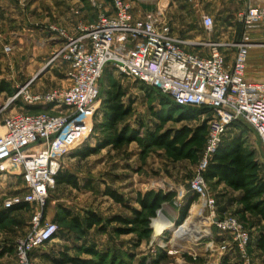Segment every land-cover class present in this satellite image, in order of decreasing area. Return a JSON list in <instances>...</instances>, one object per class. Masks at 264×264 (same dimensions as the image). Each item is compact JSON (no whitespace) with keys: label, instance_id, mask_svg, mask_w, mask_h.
Here are the masks:
<instances>
[{"label":"rangeland","instance_id":"rangeland-1","mask_svg":"<svg viewBox=\"0 0 264 264\" xmlns=\"http://www.w3.org/2000/svg\"><path fill=\"white\" fill-rule=\"evenodd\" d=\"M242 1L228 0L223 11L222 0H215L214 10L209 13L214 20L213 33L220 31L224 23L230 20L231 25L236 28L237 37L240 36L242 29L236 22V15L242 11L238 10ZM203 2L206 3L207 0H199V4ZM97 7L104 11L108 5L105 0H0V82L3 81L11 90L10 94L0 93V135L6 118L28 111L26 106L12 100L21 87H27L32 93L43 94L69 86V66L60 57L63 41L51 31V27L73 34L75 31L69 30L72 25L75 23V29L78 21L95 18ZM66 14L69 17L65 22L58 18L65 17ZM259 32L260 29H255L250 34L259 35ZM98 84L100 101L106 97L113 84L120 87L125 95L122 98L124 104L131 103V113L124 123L137 131L138 139L144 145L147 144V136L160 126L154 116V113L162 109L157 102L158 98L148 88L117 75L111 68H107ZM203 115L204 118L190 121H168L163 130L180 129L184 126L193 128L207 122L209 115ZM111 135L110 131L97 123L90 138L79 148H94L96 151L93 155L85 159L77 158V149L69 153V156L66 155V160L61 159L59 170H66L74 175L79 188L55 184L49 188L43 216L48 219L46 221L58 225V232L47 242V248L36 251L42 252L36 263L53 264L47 257L58 258L59 249H64L72 257L96 259L80 252L83 248H94L97 252L108 255L103 264H239L236 255L220 253L221 243H227L228 238L220 236L215 230L211 211L201 207L202 199L197 198L190 205L186 218L179 220L181 209L189 197L194 195L190 182L199 161H172L164 151L148 145L142 148L137 141L114 150L111 146H105L106 138ZM237 137H241L246 148L254 153V159L260 167L259 177L264 183V151L256 133L249 125L240 122L237 129L226 131L221 144ZM105 187L115 190L128 205L135 208H139L135 203L136 196L146 191L173 193L175 198L171 203L162 204L149 220L150 234L146 238L141 230L134 232L129 226L117 222L105 224L103 233L96 228L84 232L76 230L71 224V217H64L61 209L80 219H83L85 211H92L105 220L115 216H131L127 209L104 195ZM207 189L216 203V209L222 212L220 218L215 212L217 218L221 219L224 215L236 217L250 233L252 245H255L256 239L264 235V222L243 212L242 206L237 202L240 193L209 180ZM24 192L25 188L19 177L0 176V212L10 211L0 223V250L6 251L3 254L0 251V264H16V243L28 233L27 224L30 222L32 208L21 210V204L11 203L16 196L21 198ZM7 203L10 204L6 206ZM192 214H195L193 225L199 232L195 238L173 240V233L169 229L159 232L158 237L153 238V225L161 217L171 221L173 227L180 228ZM248 252L254 264H264V254L255 246L249 247Z\"/></svg>","mask_w":264,"mask_h":264},{"label":"built area","instance_id":"built-area-1","mask_svg":"<svg viewBox=\"0 0 264 264\" xmlns=\"http://www.w3.org/2000/svg\"><path fill=\"white\" fill-rule=\"evenodd\" d=\"M105 1L109 9L102 11L97 7L94 20L78 21L73 34L51 27L63 41L60 57L69 66V86L43 94L21 87L12 100L44 110L21 112L3 122L0 176H19L25 192L11 203L32 208L29 231L14 249L16 264H37L33 253L58 232V225L43 217L47 192L54 185L61 159L79 149L92 134L100 109L98 83L107 68L159 91L178 106L209 110L205 141L190 188L211 211L218 234L228 238L227 243H221L220 253L236 255L239 264H254L248 252L250 233L236 217L217 218L216 203L203 174L235 122L249 125L264 151V81L251 82L245 76L250 49L264 48V6L249 5L237 13L236 22L242 32L235 41L194 44L208 49V55L202 57L185 50L184 45L191 44L171 36L162 9L136 19L130 0ZM201 23L208 35L213 32L211 16L201 15ZM255 29H260L261 44L250 37V31ZM222 47L234 50L230 65L220 50ZM47 107L50 108L46 110Z\"/></svg>","mask_w":264,"mask_h":264},{"label":"trees","instance_id":"trees-1","mask_svg":"<svg viewBox=\"0 0 264 264\" xmlns=\"http://www.w3.org/2000/svg\"><path fill=\"white\" fill-rule=\"evenodd\" d=\"M139 85L151 90L156 98H158L157 102L162 108L156 114L154 113L160 126L157 127L153 134L147 136V144L144 145L141 139H138L137 136L139 133L137 131L133 130L130 125L124 123L125 118L131 113V103L124 104L122 98L125 95L117 84H113L106 97L101 99L100 109L94 120L93 130L95 125L99 123L102 128L110 131L112 135L106 138L105 146H111L114 150H118L126 144L137 141L142 145V148L148 145L149 147L164 151L166 156L172 161L188 160L197 163L200 159L206 136L205 121L193 128L184 126L180 129L163 130V126L171 120L177 123L194 120L203 114L209 115V110L205 108L178 106L159 91L143 84ZM0 93H11V90L3 81L0 82ZM27 108V112L29 113H38L44 110L41 107L27 106ZM240 122L231 124L228 130L237 129ZM95 151L94 148L85 147L84 149L77 150L75 157L85 159L93 155ZM259 169V164L254 159V153L246 148L245 141L241 137H237L228 143H222L218 146L203 174V179L206 185L208 180L214 181L217 184H224L234 192H239L237 202L242 206L243 212L258 217L264 222V183L259 177ZM54 184L56 186L67 185L74 189L79 188V182L76 177L67 171L61 170L55 175ZM193 194L180 211V221L186 218L190 205L198 198V195ZM104 195L127 209L131 216H115L105 220L92 211H85L83 219H80L78 216L72 217L68 211L61 209L62 214L66 218L71 217L70 221L72 226L80 232L96 228L97 231L103 233L105 231V224L117 222L129 226L134 232L141 230L143 236L146 238L150 234L148 228L149 220L155 216L156 211L161 208L162 204L171 203L175 198L173 193L146 191L136 196L135 203L139 208H135L128 205L123 197L113 189L105 187ZM23 208H25V205H22L20 209ZM9 213L10 211L0 212V223L6 219ZM221 214L222 212L217 210V216L219 218ZM252 244L251 239L249 247H252ZM254 244L253 247L255 246L256 249L264 254V235H260ZM4 252L6 251H2L1 254ZM80 252L96 257V259L72 257L65 251H62L59 253L58 258L49 257V260L53 264H103L108 257V255L97 252L94 248H83Z\"/></svg>","mask_w":264,"mask_h":264},{"label":"crops","instance_id":"crops-1","mask_svg":"<svg viewBox=\"0 0 264 264\" xmlns=\"http://www.w3.org/2000/svg\"><path fill=\"white\" fill-rule=\"evenodd\" d=\"M228 0H222L221 10H225L224 7L227 5ZM244 1V2H243ZM242 6L240 9H245L247 6H264V0H243ZM132 5V13L134 18L140 19L146 13L154 11L156 9H162L164 12V20L168 24L171 36L174 38H179L183 40L185 43L191 45H184L185 50L197 54L199 56L205 57L208 55V49L205 46H196L194 44L205 43L207 41H216L222 44L231 43L235 41L238 37L236 34L235 26L231 25L228 20L224 23V27L221 28L220 31L216 30L213 34H207L201 23V15L207 14L210 16L214 10V2L212 3L211 0H207V2H203L199 4V0H133L130 1ZM219 3V4H221ZM237 3V1H236ZM108 5V4H107ZM109 9V5L107 7ZM241 11V10H240ZM239 11V12H240ZM203 13V14H201ZM60 13H58L59 15ZM57 15V16H58ZM67 16H58L59 19L65 22ZM190 16V18H189ZM93 18L87 19L86 21L90 22L93 21ZM235 22V21H234ZM68 23V22H66ZM75 24V23H74ZM74 24L72 25L71 29L72 32L75 31ZM30 36V35H29ZM254 43L261 44L262 40L260 39L259 35L257 34H250ZM39 37V36H38ZM193 44V45H192ZM222 54L226 57L227 65H230L233 59L234 50L229 49L227 47H222L221 49ZM259 54V57H258ZM264 48L261 46L253 47L249 51L247 66L245 76L248 81L257 82V81H264ZM44 109V108H42ZM3 133V129H2ZM69 156V155H68ZM64 157L62 160H66L68 157ZM78 158V157H77ZM66 171V170H62ZM68 172V171H67ZM15 178L19 176H14ZM20 178V177H19ZM21 179V178H20ZM22 186L24 187L23 182L21 181ZM23 209H26L23 208ZM22 210V209H21ZM45 220H48L45 218ZM30 222L27 224L30 228ZM29 231V229H28ZM47 244L43 247H46ZM251 248H254L253 245ZM64 251V249L57 250L59 255L60 252ZM66 252V251H65ZM40 252H35L33 255L34 259H38ZM67 253V252H66ZM49 259V257H47Z\"/></svg>","mask_w":264,"mask_h":264},{"label":"bare ground","instance_id":"bare-ground-1","mask_svg":"<svg viewBox=\"0 0 264 264\" xmlns=\"http://www.w3.org/2000/svg\"><path fill=\"white\" fill-rule=\"evenodd\" d=\"M201 207L204 208V203L202 202ZM195 218V214H192V217H189L188 220H186V223L182 227H173L172 222L169 220H166L165 218H160L157 222L155 221L154 227V233L153 238L158 237V233L169 229L172 233V239L176 240L178 238H182L183 240H190L192 238H195L199 232L198 228L193 225V220ZM171 242V241H170Z\"/></svg>","mask_w":264,"mask_h":264},{"label":"water","instance_id":"water-1","mask_svg":"<svg viewBox=\"0 0 264 264\" xmlns=\"http://www.w3.org/2000/svg\"><path fill=\"white\" fill-rule=\"evenodd\" d=\"M218 219H215L214 221L216 222Z\"/></svg>","mask_w":264,"mask_h":264}]
</instances>
